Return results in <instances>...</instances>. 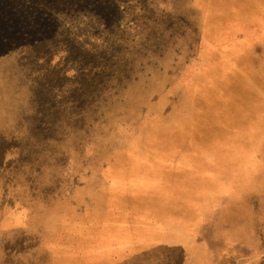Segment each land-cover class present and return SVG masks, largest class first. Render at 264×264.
I'll list each match as a JSON object with an SVG mask.
<instances>
[{
	"label": "rangeland",
	"instance_id": "1",
	"mask_svg": "<svg viewBox=\"0 0 264 264\" xmlns=\"http://www.w3.org/2000/svg\"><path fill=\"white\" fill-rule=\"evenodd\" d=\"M0 264H264V0H0Z\"/></svg>",
	"mask_w": 264,
	"mask_h": 264
},
{
	"label": "crops",
	"instance_id": "2",
	"mask_svg": "<svg viewBox=\"0 0 264 264\" xmlns=\"http://www.w3.org/2000/svg\"><path fill=\"white\" fill-rule=\"evenodd\" d=\"M218 152H220V151H216L215 152V154H217ZM179 154V158L181 159V158H184V159H181V160H179L177 163H179V165H176L174 168H173V170H167L168 172L169 171H173L174 173H176L177 172V170H176V168H179V169H184L185 167H186V165L184 164L188 159L185 157V156H181V153H178ZM162 170H160L159 172H158V174H160V176L159 175H154L153 176V178L154 177H156V179H157V181H158V183H159V186L162 188V189H167V188H169L170 187V185H171V180H170V177L169 178H167V179H169V182H163L162 180H161V172ZM166 171V170H165ZM167 171H166V173L164 174V175H166V177H168V176H171V174L170 173H167ZM148 175V177H151V175H149V174H147Z\"/></svg>",
	"mask_w": 264,
	"mask_h": 264
}]
</instances>
